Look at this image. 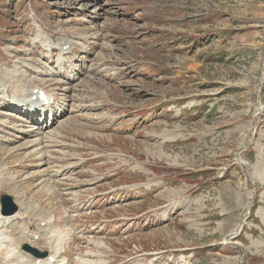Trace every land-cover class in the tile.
Here are the masks:
<instances>
[{"label": "rangeland", "instance_id": "obj_1", "mask_svg": "<svg viewBox=\"0 0 264 264\" xmlns=\"http://www.w3.org/2000/svg\"><path fill=\"white\" fill-rule=\"evenodd\" d=\"M42 30L87 50L63 66ZM30 78L65 111L25 137L42 127L15 102ZM3 193L53 212L73 264L99 243L102 264H264V0H0ZM34 214L0 229L5 252Z\"/></svg>", "mask_w": 264, "mask_h": 264}, {"label": "bare ground", "instance_id": "obj_2", "mask_svg": "<svg viewBox=\"0 0 264 264\" xmlns=\"http://www.w3.org/2000/svg\"><path fill=\"white\" fill-rule=\"evenodd\" d=\"M85 35V34H84ZM42 37V36H41ZM43 38V37H42ZM84 38V36H83ZM82 38V39H83ZM44 39V38H43ZM78 39H81V36L80 38ZM64 42H59V43H56L55 46H62L64 45L65 48H66V45L67 43L70 44L69 46V49L75 54V53H79L82 52V51H85L87 49V43H88V38L85 37V40L80 44L79 40H77V43L75 42H71L69 39H66V40H63ZM43 43V47L44 48H47L49 46V43H47L46 40L42 41ZM77 45V46H75ZM67 49H63V51H65ZM67 54H69V51H66V52H63L61 53L62 57L59 58V62L64 66V64L66 63V58H64V56H66ZM68 56V55H67ZM26 63V62H25ZM28 64L27 65H24V67L28 68V69H31L30 66L32 65L31 63V60L29 62H27ZM23 67V66H22ZM47 67V66H46ZM50 71H52L49 67H47ZM8 76V75H7ZM9 78V77H8ZM7 78V79H8ZM14 78V77H13ZM15 80V79H14ZM13 80V81H14ZM59 80V79H58ZM5 81V80H3ZM21 82V80H20ZM15 84V83H14ZM21 84V83H20ZM22 86V84H21ZM23 86L24 88L27 89V91H30L29 94H26L25 96H23L22 98H18V100H16V106L18 107L19 110H23V109H26V112H24L25 114H27L31 119H35L37 118V115H38V112L41 111V110H44V111H49V110H52L51 107L48 105L46 106L44 109L41 107L40 103L38 101H34L33 100V97H34V94H33V90L35 89L34 85L31 83V79L29 80H26L24 83H23ZM21 88V87H19ZM25 90V89H24ZM25 92V91H24ZM48 100H51V98L49 97ZM10 104H7L5 106H8ZM49 108V109H48ZM32 126V125H31ZM36 127V128H35ZM33 126L32 129L29 130V132H23L26 134L25 137H34V136H37L36 134V130L37 128H39V126ZM45 127H47V124L45 125ZM42 134V132H38V135ZM21 138V137H20ZM157 139V138H156ZM40 142L38 139H35V140H32L31 141V145H29V148H32V151L30 152H36L38 151V146H39ZM72 160V159H71ZM14 167V166H13ZM100 180V179H99ZM58 183V182H57ZM85 184V183H84ZM15 198V201L17 202V198ZM18 203V202H17ZM35 204V203H34ZM19 205V204H18ZM63 206V205H62ZM118 208V207H117ZM25 209V208H24ZM32 211V210H31ZM47 211V210H46ZM18 213H21V211H19ZM35 213V214H34ZM34 215H35V219L40 217L41 219H46L47 217L50 216V219L48 220V223H52V220H51V217H52V214H49L47 212H44L42 208H40L39 212L38 211H34ZM20 214L16 215V216H3L1 214V210H0V229L1 228H5V227H12V226H15V224H17L18 220L20 221ZM42 221V220H41ZM246 223V220L244 222V224ZM30 224V223H29ZM29 224H27L29 226ZM242 224V225H244ZM242 225H238V228L236 229V233L235 234H232V235H237L238 233H241L243 231V228H242ZM25 231V230H24ZM43 231V230H42ZM50 231H52L54 234H59L60 233V230L59 228L57 227H53ZM44 232V231H43ZM0 264H10L12 261L11 264H69V262H65V260H60V252H59V248H56V251L52 252L50 254V257L46 258V259H38V258H35L31 255H29L28 253L22 251L20 248L24 245V246H27L29 245L30 247L32 248H38L36 246H33L34 243H39L42 241L43 237L41 236V234H39V231L37 232H32L30 234H28L27 230L26 232L24 233L26 235V237L28 238L29 242L31 244H28V243H24L23 245L19 244L17 245H11V246H7L8 250L7 252L4 251V248H5V245H7L9 243V239L8 237L5 236V233H3V231H0ZM20 233V232H19ZM22 233V231H21ZM71 234V233H70ZM23 235V234H22ZM21 235V236H22ZM45 235V234H43ZM51 235V234H50ZM64 235V234H63ZM62 235V236H63ZM67 235V234H65ZM239 235V234H238ZM20 236V235H19ZM24 236V235H23ZM55 236V235H54ZM10 237V236H9ZM13 236H11L12 238ZM47 238V237H46ZM17 239V238H16ZM26 239V238H25ZM13 241V239H11ZM19 240V239H18ZM44 241V240H43ZM52 241V240H51ZM15 242V241H14ZM13 242V243H14ZM17 242V241H16ZM24 242V241H23ZM48 242V241H47ZM33 243V244H32ZM50 243V241H49ZM98 244V243H97ZM231 244V243H230ZM49 246V245H48ZM102 251L98 254V260L97 261L98 263L97 264H102L105 260H103V255H107L108 254V249L106 246H104L103 244L99 243L97 245ZM258 246H263V245H258ZM53 247V246H52ZM55 248V247H54ZM39 249V248H38ZM47 249V248H46ZM4 251V252H3ZM40 251H44V250H40ZM2 255L4 256H8L10 259L7 260L5 258H2ZM105 259V258H104ZM90 261V260H88ZM88 261H83L81 264H91V262H88ZM95 261V260H94ZM10 262V263H9ZM106 262V261H105Z\"/></svg>", "mask_w": 264, "mask_h": 264}, {"label": "water", "instance_id": "obj_3", "mask_svg": "<svg viewBox=\"0 0 264 264\" xmlns=\"http://www.w3.org/2000/svg\"><path fill=\"white\" fill-rule=\"evenodd\" d=\"M6 199H8V198H6V196H3V197H2V203H3V206L7 205V202L5 201ZM8 200H9V199H8ZM15 209H16V207H14V206H11L10 208H6V213H13V212L15 211ZM30 251H31L33 254H35L36 256H46V254H41V253H39V252L36 251V250H31V249H30Z\"/></svg>", "mask_w": 264, "mask_h": 264}]
</instances>
